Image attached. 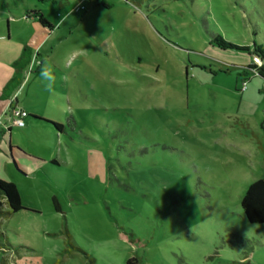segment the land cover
Here are the masks:
<instances>
[{"label":"rangeland","instance_id":"1","mask_svg":"<svg viewBox=\"0 0 264 264\" xmlns=\"http://www.w3.org/2000/svg\"><path fill=\"white\" fill-rule=\"evenodd\" d=\"M217 35L264 45V0H0V117L26 113L0 125L24 207L0 220L6 262L264 264L241 208L264 178V79L241 91L255 54Z\"/></svg>","mask_w":264,"mask_h":264},{"label":"trees","instance_id":"2","mask_svg":"<svg viewBox=\"0 0 264 264\" xmlns=\"http://www.w3.org/2000/svg\"><path fill=\"white\" fill-rule=\"evenodd\" d=\"M105 5V4H104ZM24 15L27 19H35L41 27L47 30L52 29L51 23L44 17L40 10H26ZM212 43L221 49H234L237 51H244L250 54L251 52L257 56L261 65H256L254 63L245 66L246 70L249 72L256 71L255 76H260L264 79V45L254 42L252 47L241 46L223 39L220 35H217L212 40ZM21 61V60H20ZM18 63V62H17ZM16 63V64H17ZM20 64V63H18ZM254 73V72H253ZM15 77L8 81L5 86L13 85L17 82ZM5 93V92H3ZM54 128L60 132L62 124L49 121ZM9 133V129L7 130ZM54 208L57 212L60 211V205L55 197H52ZM241 208L245 219L251 224H264V178L255 179L251 182L242 199ZM24 210L22 205L21 197L19 195L16 185L12 182H7L0 179V220L11 216L12 214ZM11 246L5 238V234L0 230V264H9L6 262L8 254L12 252ZM127 264H138V260L132 257L127 260Z\"/></svg>","mask_w":264,"mask_h":264},{"label":"built area","instance_id":"3","mask_svg":"<svg viewBox=\"0 0 264 264\" xmlns=\"http://www.w3.org/2000/svg\"><path fill=\"white\" fill-rule=\"evenodd\" d=\"M256 65H261V61L257 56H253V62ZM256 75V71L253 70ZM247 81L241 82V91L246 90ZM25 112L18 107H12L10 104L4 109L2 117H0V125L9 129L11 124H14L17 127H23Z\"/></svg>","mask_w":264,"mask_h":264},{"label":"crops","instance_id":"4","mask_svg":"<svg viewBox=\"0 0 264 264\" xmlns=\"http://www.w3.org/2000/svg\"><path fill=\"white\" fill-rule=\"evenodd\" d=\"M41 26V25H40ZM42 29H43V27H41ZM22 65V64H21ZM21 65L19 66V67H21ZM244 71H247L248 72V70H244ZM244 71H242V74L243 73H245L246 75H251V79H250V81L251 82H253V81H260L259 79H262V77H260V76H253V74H248L247 72H244ZM20 72V71H19ZM245 74H243L244 76H243V78L241 79V81L242 80H244L246 77H248V76H245ZM8 76H10V75H8ZM8 77H7V80H5L4 81V83H5V85L4 84H1L0 83V102H6L7 103V101L9 100V94H10V92L13 90V89H11V90H8V93L7 94H5V96L4 97H1V94H2V91H3V88L6 86V84L8 83ZM247 89V88H246ZM13 92V91H12ZM7 106V104H5V106L3 107L4 109H5V107ZM3 109V110H4ZM0 141L2 142V139H0ZM2 147V146H1ZM10 149H11V147L9 146V151H10Z\"/></svg>","mask_w":264,"mask_h":264},{"label":"clouds","instance_id":"5","mask_svg":"<svg viewBox=\"0 0 264 264\" xmlns=\"http://www.w3.org/2000/svg\"><path fill=\"white\" fill-rule=\"evenodd\" d=\"M42 75L45 80L50 82L48 86L51 87V82L55 80V76L49 71H44Z\"/></svg>","mask_w":264,"mask_h":264}]
</instances>
